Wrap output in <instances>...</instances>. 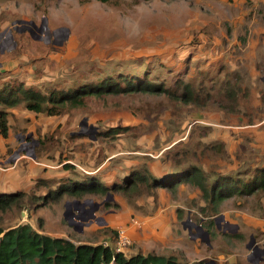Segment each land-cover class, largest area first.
<instances>
[{
    "label": "rangeland",
    "instance_id": "374dc122",
    "mask_svg": "<svg viewBox=\"0 0 264 264\" xmlns=\"http://www.w3.org/2000/svg\"><path fill=\"white\" fill-rule=\"evenodd\" d=\"M198 1L0 0V88L23 83L45 93L130 77L160 88L88 96L57 115L22 104L4 109L9 161L0 169L17 162L32 174L31 163L49 176H32L34 184L22 191L23 207L0 213V228L27 223L75 244L111 248L124 229L131 240L128 257L154 253L182 264H264L263 191L217 204L189 183L151 193L142 187L46 198L61 182L92 175L88 168L103 161L120 172L195 165L208 183L214 173L249 176L264 166V152L251 138L243 141V126H234L243 125L249 95L243 91V3L215 17ZM32 23L37 30L28 32ZM113 175L101 183L124 185Z\"/></svg>",
    "mask_w": 264,
    "mask_h": 264
},
{
    "label": "trees",
    "instance_id": "16d2710c",
    "mask_svg": "<svg viewBox=\"0 0 264 264\" xmlns=\"http://www.w3.org/2000/svg\"><path fill=\"white\" fill-rule=\"evenodd\" d=\"M122 81L121 84L118 81ZM116 81L104 79L98 84L81 85L71 90L52 89L42 92L23 83L13 87L5 84L0 88V135L6 139L9 127L7 112L4 109L22 104L25 109L34 113L57 115L66 108H75L83 104L88 96L128 92H157L160 88L154 83L137 78H120ZM242 174H217L208 183L206 174L197 166L189 165L180 172L162 178H155L148 169L134 170L124 179V185L107 187L98 177L85 175L82 178H71L57 184L46 198L59 201L64 196L75 199L90 195L108 194L117 190L151 193L157 188L172 190L179 183H189L197 187L202 197L211 204H217L226 198L251 195L257 191L264 192V166L255 169L249 176ZM38 183V182H37ZM45 184V182H44ZM26 194L22 191L12 193L0 192V213L12 209H21ZM0 264H182L171 255L154 253H135L126 256L114 252L110 246L102 244H75L72 241L52 237L36 231L30 224H19L13 227L0 228Z\"/></svg>",
    "mask_w": 264,
    "mask_h": 264
},
{
    "label": "crops",
    "instance_id": "0c3cea01",
    "mask_svg": "<svg viewBox=\"0 0 264 264\" xmlns=\"http://www.w3.org/2000/svg\"><path fill=\"white\" fill-rule=\"evenodd\" d=\"M198 2L199 5L207 3L208 10L214 11L215 17L224 14L223 12H229L234 5L240 7V4L243 3V15L240 17V21L243 26V41H245L243 50L247 49V54H243V91L247 89L249 95L247 99H243V125L234 124V126L239 128L243 126V141L251 138V141H253L251 145L256 146L255 148H261V151L264 152V111L259 109L264 106V99L262 98V96L264 97V74L261 72L264 68V15L261 14V11L264 12V0H199ZM257 63L261 65L258 67ZM257 79H260L263 87L260 86ZM248 111L251 114V121L246 115L249 114ZM6 144L7 140L0 135V167L9 161L5 157L7 151ZM229 152L231 153V158L235 159L234 150H230ZM106 160L108 161L109 158L107 157ZM235 162L239 163L236 159ZM16 165L17 162L11 165L10 168L0 169V192L25 191L34 184L32 180L33 175L35 178L49 176L44 168L40 172H37L39 168L31 163H29V166L33 169L32 174L27 171L28 168L25 170L23 166ZM107 167L106 161H103L95 167L88 168L89 170L86 172L103 181L104 179L111 180L114 176L113 173L125 179L132 171L127 168H121L122 172H120V170L115 169L109 170ZM181 169L169 170L163 165L158 166L154 164L150 165L149 172L155 178H162L175 172H180ZM133 226V224H130L128 229L134 228Z\"/></svg>",
    "mask_w": 264,
    "mask_h": 264
},
{
    "label": "built area",
    "instance_id": "2783aa9c",
    "mask_svg": "<svg viewBox=\"0 0 264 264\" xmlns=\"http://www.w3.org/2000/svg\"><path fill=\"white\" fill-rule=\"evenodd\" d=\"M130 244H131V240H130L129 236L126 234L124 229H120V230H118L117 240L115 241L114 248H112V249L114 252L124 254V251L128 248V246H130ZM102 245L105 247L110 246L107 243H104Z\"/></svg>",
    "mask_w": 264,
    "mask_h": 264
},
{
    "label": "flooded vegetation",
    "instance_id": "af4514ba",
    "mask_svg": "<svg viewBox=\"0 0 264 264\" xmlns=\"http://www.w3.org/2000/svg\"><path fill=\"white\" fill-rule=\"evenodd\" d=\"M31 26H32V29H31L30 27H27V28H26V30H27L28 32H29V31H33V30H34V31L37 30V28H36L33 24H31ZM22 30H23V28H22ZM27 31H26V32H27Z\"/></svg>",
    "mask_w": 264,
    "mask_h": 264
},
{
    "label": "water",
    "instance_id": "95a60500",
    "mask_svg": "<svg viewBox=\"0 0 264 264\" xmlns=\"http://www.w3.org/2000/svg\"><path fill=\"white\" fill-rule=\"evenodd\" d=\"M24 21H17V23H23ZM33 24V23H32ZM35 27H36V25L35 24H33ZM263 81H264V79H263ZM219 220H223V216H220L219 218H217L216 219V221H219ZM253 243V242H252Z\"/></svg>",
    "mask_w": 264,
    "mask_h": 264
}]
</instances>
